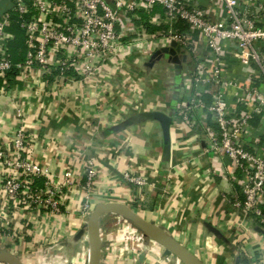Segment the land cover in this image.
<instances>
[{"label":"built area","instance_id":"built-area-1","mask_svg":"<svg viewBox=\"0 0 264 264\" xmlns=\"http://www.w3.org/2000/svg\"><path fill=\"white\" fill-rule=\"evenodd\" d=\"M219 1L216 18L214 12L220 8L213 0H207L204 8L196 0H6L11 6L0 13V78L14 71L22 81L41 80L51 87L61 85L63 79L93 85L109 63L128 56L148 61L174 41L178 57L185 55L181 74L188 95L178 115L189 125L193 114L209 117L200 128L207 142L204 151L227 158L232 170L223 174L238 187L231 194L233 207L263 227L264 138L262 142L254 138L252 122L264 114V0ZM17 31L23 36L24 50L19 49L18 55H23L14 60L10 44ZM228 58L246 69V83L233 76ZM5 88L0 86V92ZM227 90L232 91L231 103ZM16 114L23 121V113ZM28 143L22 124L13 130L8 147L0 138V250L22 261L15 243L37 227L51 224V218L63 210L66 190L76 184L85 192L80 210L87 218L82 236L89 245L95 161H83L80 181L70 169L54 179L48 167L28 155ZM121 176L135 186L146 183L129 170ZM107 215H113V225L122 230L113 244L116 254L148 250V237L126 216L103 213L99 223ZM36 254V264H69L66 255L49 246Z\"/></svg>","mask_w":264,"mask_h":264},{"label":"crops","instance_id":"crops-1","mask_svg":"<svg viewBox=\"0 0 264 264\" xmlns=\"http://www.w3.org/2000/svg\"><path fill=\"white\" fill-rule=\"evenodd\" d=\"M196 1L203 8L208 5L207 0ZM213 2L220 8L214 12L217 18L221 5ZM18 50L16 59L23 55ZM149 61L128 56L109 63L93 85L63 79L51 87L41 80L22 81L9 72L6 79L0 78V86L6 85L0 92L2 142L8 147L13 130L22 124L29 138L28 155L48 167L54 179L70 169L80 181L83 161L93 159L97 172L89 196L91 209L99 203H125L203 264H264V226L233 207L231 194L238 187L223 174L232 170L227 158L204 151L207 142L200 128L209 117L193 114L189 125L178 115L188 99L182 87L184 61L178 67L168 54L151 65ZM226 61L233 76L246 83V69L235 60ZM231 92H226L229 103ZM162 115L170 117L167 141ZM252 123L254 138L262 142L264 114ZM126 170L144 177L145 185L124 180ZM84 197L80 186H71L59 216L15 243L22 261L31 255L24 264H36V250L46 246L66 255L69 264H88L89 245L82 236L87 218L80 210ZM114 221L107 215L99 223L102 264H183L149 237L147 251L116 254L113 244L122 230Z\"/></svg>","mask_w":264,"mask_h":264},{"label":"water","instance_id":"water-1","mask_svg":"<svg viewBox=\"0 0 264 264\" xmlns=\"http://www.w3.org/2000/svg\"><path fill=\"white\" fill-rule=\"evenodd\" d=\"M10 6L11 4H6V0H0V13ZM178 50L179 46L174 41H171L170 46H165L155 51L148 64L151 65L161 54H168L169 60L180 67L181 62L185 61V55H182V57L179 58L177 55ZM169 124L170 117L162 115L161 127L165 141H167ZM108 212H114L126 216L140 231L144 233V235L161 246L164 250V254L174 255L183 264H203L191 251L170 236L163 228L148 221L130 206L121 202L99 203L91 211L87 220V232L90 246L88 264H102V242L100 238L99 219L101 214ZM0 262L7 264H23L16 256L6 250H0Z\"/></svg>","mask_w":264,"mask_h":264},{"label":"trees","instance_id":"trees-1","mask_svg":"<svg viewBox=\"0 0 264 264\" xmlns=\"http://www.w3.org/2000/svg\"><path fill=\"white\" fill-rule=\"evenodd\" d=\"M13 30V29H12ZM16 37L13 42L10 44V52L12 54V58L16 60V53L18 49L24 50L23 42H22V34L20 32H15Z\"/></svg>","mask_w":264,"mask_h":264},{"label":"rangeland","instance_id":"rangeland-1","mask_svg":"<svg viewBox=\"0 0 264 264\" xmlns=\"http://www.w3.org/2000/svg\"><path fill=\"white\" fill-rule=\"evenodd\" d=\"M189 67H191L190 63H189ZM175 79H176V81L180 80L179 77H176Z\"/></svg>","mask_w":264,"mask_h":264}]
</instances>
